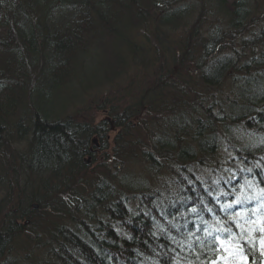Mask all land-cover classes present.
<instances>
[{"label":"trees","instance_id":"16d2710c","mask_svg":"<svg viewBox=\"0 0 264 264\" xmlns=\"http://www.w3.org/2000/svg\"><path fill=\"white\" fill-rule=\"evenodd\" d=\"M177 1L23 0V5L19 0H0V154L7 149L5 141L12 129L16 131L14 124L28 127L20 129L17 139L29 137L27 152L14 159L15 170L26 173L11 184L21 197L16 196L9 210L5 207L11 202H0V255L5 249L13 251L9 242L23 230L27 243L40 245L33 254H43L39 259L25 254L31 257L30 264H46L45 250L54 264H222L219 260L226 253L241 264H264V52L252 55L264 49V25L249 31L254 24L247 21L255 13L250 0H197L192 12L201 20L211 17L217 24L200 35L201 26L188 27L190 14L181 16L187 11L175 7ZM148 10L160 12L152 16L156 29L183 27L192 34L186 32L189 39L181 42L174 63L186 58L190 49L194 51L191 63L199 53L203 57L193 71L200 75V83L187 88L169 81L176 88L169 95L182 92L200 98L201 88H221L229 66L225 58L234 57L233 67L229 66L234 69L235 63L244 60L240 64L244 74L238 78L241 89H230L228 95L235 97L231 109L206 92V99L193 104L195 112L189 120L168 126L167 131L176 133L173 137L167 131L158 139L150 135L152 146H145L142 156L146 175L104 169L96 175L90 171L91 178L83 180L80 173L87 169L83 158L89 155L91 138H104L108 123L49 121L59 116L41 106L51 102L50 92L41 91L40 79L27 91L20 77L38 67L40 78L41 70L49 69L52 87L66 85L77 74L76 64L83 71L81 62L85 65L93 41L103 47L107 36H111L110 43L132 51V41L138 37L132 30L142 25ZM245 33L248 36L242 38ZM239 40L252 56L235 50ZM151 95L153 99L157 93ZM142 107L149 108L144 113H153L150 104L136 105L114 118V127L119 129L116 144L120 148L122 144L115 157L121 161L134 148L124 145L123 134L130 135L131 121ZM214 109L221 114L216 116ZM184 131L191 143L182 144L179 132ZM189 144L195 150L185 147ZM196 153L205 156L194 163ZM207 162L209 171L205 170ZM12 186L6 189L13 196ZM59 194L68 196L74 212L64 208ZM33 205L42 213L32 224L26 216ZM38 227L41 234L34 237ZM17 261L18 257L12 264Z\"/></svg>","mask_w":264,"mask_h":264},{"label":"rangeland","instance_id":"374dc122","mask_svg":"<svg viewBox=\"0 0 264 264\" xmlns=\"http://www.w3.org/2000/svg\"><path fill=\"white\" fill-rule=\"evenodd\" d=\"M19 1L24 5L23 0ZM196 2L197 0H178L175 7H185L187 12L185 13L183 11V15L181 16L190 14L191 18L189 19L188 27L200 25L201 29L199 28L197 34L203 35L217 24L211 17L206 20H201L197 13L194 14L192 12L191 8ZM250 6L255 10V13L247 22H253V28L249 29V31L255 32L264 25V18L261 16L264 10V0H250ZM148 12L147 18L142 22V25L132 30V32L138 36L132 41L134 42L132 51L127 50L125 47L123 48L117 44V42L110 43L111 36H107L105 40L103 39L104 42H106L103 47L99 43L93 41L85 57L87 65L85 63V66L83 62H81L83 71H80V65L76 64L74 72L77 74L66 85H56L52 87L49 83L50 80L47 78L49 69H42V77L40 78V70L37 69L38 67L25 71L24 77H20L27 91L31 87L33 88L37 80L40 79L41 91L50 92L51 102L48 104L41 103V106L46 109L45 112L52 111L54 115L59 116H52L49 121L63 122L65 119L84 123L93 121L95 126L103 122L108 123V127L104 126V138H101L102 136H93L91 138L90 146L87 150L89 155L83 158V163L87 169L80 173L83 180L91 178L92 174L90 171L94 172L96 175L100 170L102 173L104 169L108 170V172L112 170L114 171L113 173L117 171H121L122 174L131 173V176H138L140 174L146 175L145 161L142 156L146 152L145 146H152L150 135H154V137L158 139L163 136V134H166L167 128L171 122L175 121L179 125L185 123L186 120H189L188 117L190 115H194L192 114V111L195 112L193 110V104H199L202 98L206 99L208 92H212L210 97L215 101H222V103L226 104V108L231 109L230 102H232L235 97L229 96L228 93L230 89H234L232 86L241 89L239 86H242V82H240L238 78L244 74V70L240 66L244 60L235 63L234 69L232 68V63L235 60L234 57L231 61L225 58L228 61L226 63H229V66L231 65L232 67L228 66V69L225 70L226 72L224 71L227 78L223 81L221 88L216 89L214 86H210L207 90L201 88L204 92H199L198 90V96L202 98L193 97L190 96V94L182 92H178L176 96L169 95L173 94L176 89L172 85H169L171 82L174 85L185 84L187 88H191L190 86L200 83V75L198 72H196V74L193 71H195L196 64L203 61V57L199 53L194 57V62L191 63L190 60L194 56V51L190 49L186 58L180 57L179 61L174 63L172 60L177 61V56L180 54L181 42L185 41L187 38L186 32L189 36H192V34L189 33V31H185L183 27L170 28L162 32V30L156 29V26L152 22V16L160 14V12L156 14H154L153 10H148ZM260 20H262L261 23ZM58 22L60 26H63L61 20ZM145 28H147V31H145ZM220 31L221 26L219 28V32ZM247 36L248 34L245 33L242 38H246ZM205 37L207 36L203 38ZM248 43L252 45L255 42L252 41ZM235 50L240 52V54L244 53L246 57L252 55L258 56L261 51L264 52V49L255 50L253 51L255 53L250 55L248 49H242L240 40L239 42L235 41ZM251 74L254 75L255 73L251 71ZM248 75L250 76V73ZM169 81L170 83H167ZM236 81H239V83ZM102 82L103 84H101ZM235 92L238 93L239 90ZM153 93H157V95L155 98L151 99V94ZM146 104L151 105L150 110L153 113H147L148 111L144 113V110L149 108L142 107L143 109L138 115V118L132 119L131 124L133 127L128 130L130 135L126 137L127 135H125V133L123 134V138L125 141L124 145L130 143L132 147L134 146L133 152L127 156L125 161H121L119 158L115 157L122 148V144L121 148L116 144L115 139L119 133V129L114 127V118L121 115L123 112H128L129 108L134 110L136 105L140 107ZM203 104L206 106L207 101ZM183 112H185V114H183ZM213 112L216 113L217 109H214ZM219 113L221 114L220 109L216 116L219 115ZM19 116H22V110ZM14 125L17 126V123ZM241 125L239 124L237 127L242 130L243 126ZM16 126L14 127L16 131L12 129V132L8 135L10 139L5 141L6 151L0 156V202H11L10 205H6V210L13 207L14 203L12 201H16V196L17 198L21 197L20 192L12 185H15L16 182H19L26 176V173L22 171L17 172V170H15L18 164L14 159L16 160L19 154L27 152L28 150L29 137L17 139L19 138L17 135L20 129L28 127L24 123L20 124V122H18V126ZM26 133L28 134V132ZM179 133L180 136L184 137L182 144L184 142L191 143V138L187 136L186 131ZM175 134V132H172V129L167 131L168 136L173 137ZM118 143H121L119 139ZM190 145L191 144L185 147L189 148ZM236 145L241 147V142H237ZM190 147L195 150L194 146ZM2 151L3 148L0 142V152ZM204 156L205 154L193 157L194 163L199 161L198 158L201 160ZM217 157H219V160L223 158L221 157V152L218 153ZM205 164V170L209 171L211 168V165H209L210 163L207 162ZM99 166L101 169H98ZM193 167L196 170L199 169L197 165ZM83 183L84 182H82L81 185L85 187ZM7 186H12V189L15 190L13 196L9 195L10 191L6 189ZM116 187L120 188V185L118 184ZM58 196L61 197L64 208L74 212V207L69 203L68 196L66 194H59ZM17 201H19V199H17ZM15 211L17 212V210ZM41 213V209L32 206V210L27 214L26 218L33 224L36 222L34 220L36 216L38 217ZM17 223L21 225V222ZM31 223L24 221L23 224L25 226H30ZM21 226L23 227V225ZM33 227L34 226H31L30 228L33 229ZM36 230H34V237L41 234V227L36 228ZM26 236L28 235L24 233L23 230H21L20 233H15L12 243L9 242V246L13 248V251H7L5 249L0 255V264H12L13 260L17 257V264H30L31 257L29 256L28 258L25 254H27V256L28 254H33V250H36L40 245L31 243L32 241L27 243L28 238ZM33 255H36V259H39V256H41V258L43 256V254L38 255L36 252ZM225 263L239 264L238 261H233L232 259Z\"/></svg>","mask_w":264,"mask_h":264},{"label":"bare ground","instance_id":"6f19581e","mask_svg":"<svg viewBox=\"0 0 264 264\" xmlns=\"http://www.w3.org/2000/svg\"><path fill=\"white\" fill-rule=\"evenodd\" d=\"M0 156H1V154H0ZM48 253H49L48 250H45L44 260L46 261V264H54V260H53L54 258L53 257L49 258L50 256ZM47 254H48V256H47Z\"/></svg>","mask_w":264,"mask_h":264},{"label":"flooded vegetation","instance_id":"af4514ba","mask_svg":"<svg viewBox=\"0 0 264 264\" xmlns=\"http://www.w3.org/2000/svg\"><path fill=\"white\" fill-rule=\"evenodd\" d=\"M34 206V205H33ZM17 225V224H16Z\"/></svg>","mask_w":264,"mask_h":264}]
</instances>
